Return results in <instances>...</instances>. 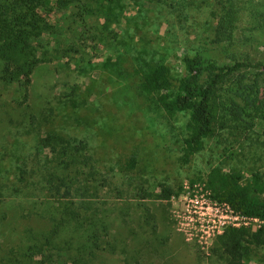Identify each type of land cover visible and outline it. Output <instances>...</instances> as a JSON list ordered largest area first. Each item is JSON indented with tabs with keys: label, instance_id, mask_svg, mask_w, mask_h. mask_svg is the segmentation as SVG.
<instances>
[{
	"label": "trees",
	"instance_id": "16d2710c",
	"mask_svg": "<svg viewBox=\"0 0 264 264\" xmlns=\"http://www.w3.org/2000/svg\"><path fill=\"white\" fill-rule=\"evenodd\" d=\"M92 1L0 0V83L20 85L28 102L33 75L48 62L50 50L69 59L80 52L81 35L74 26H87V17L94 11ZM225 2L219 14L213 13L212 46L183 55L180 74L167 63L150 60L140 66L129 62L122 72L137 83L149 111L188 115L187 134L178 154L180 165H189L203 151L219 123L245 132L264 123V61L236 57L237 49L248 41L241 35L248 0ZM52 15L68 20L67 29L59 20L52 22ZM66 37L72 40L68 44ZM78 98L77 92L69 96L68 111L83 115L73 116L81 129V124L89 126L100 113L92 115L90 107L80 108ZM105 102L106 118L124 119L114 101ZM59 115L54 107L31 113L29 125L16 137L21 153L0 150V200L3 196L24 198L34 202L35 208L39 202L45 222L42 230H29L26 245L10 248L1 264H97L104 252L116 253L119 240L109 239L113 224L100 201L103 190L115 185L113 180L133 188L116 185L121 198L126 193L125 199L142 209L153 235L159 233V223L148 200L168 201L180 195L181 187L168 181L157 182V190H151L149 180L141 175L143 161L131 135L121 141L113 132L103 133L106 141L94 148L88 137L60 130ZM27 143L31 154L22 157ZM122 150L126 155L119 160ZM190 182L200 183L211 200L262 222L256 230L250 225L228 226L217 235L209 253L199 251L202 257L222 264H247L253 257L264 262V173L254 170L247 177L240 170L224 171L219 164ZM119 214L127 222L123 212Z\"/></svg>",
	"mask_w": 264,
	"mask_h": 264
},
{
	"label": "rangeland",
	"instance_id": "374dc122",
	"mask_svg": "<svg viewBox=\"0 0 264 264\" xmlns=\"http://www.w3.org/2000/svg\"><path fill=\"white\" fill-rule=\"evenodd\" d=\"M92 4L94 11L87 17V26L82 23L74 26L81 35L80 52L69 59L50 50L48 62L33 75L28 102L24 101L20 85L0 83V150L20 154L16 137L29 125L30 114L51 107L60 114L57 117L60 130L88 137L94 148L106 141V133L113 132L121 141L131 135L143 161L141 175L149 180L151 190H157V182L168 181L173 187H181L180 195L168 201L148 200L159 223V233L153 235L137 203L125 199L126 193L123 198L118 195L116 185L128 189L127 183L113 180L115 185L103 190L100 201L104 214L110 218L108 222L113 224L109 239L119 240V249L116 253L104 252L97 264H222L215 258L202 257L199 251L209 253L219 231L233 220L221 210H209L206 216L212 220L211 225L203 226L194 210L203 211L202 202L211 199L200 183L192 185L190 181L206 175L213 165L219 164L224 171L240 170L247 177L254 170L264 173V123L249 132L219 123L216 134L206 141L203 151L189 165H180L178 154L182 137L187 134L184 126L188 115L149 111L139 96L137 83L122 76V72L129 62L140 66L144 60H150L167 63L174 73L180 74L183 55L212 46L216 21L213 13L219 14L226 2L99 0ZM247 7L241 35L248 41L237 49L236 57L264 61V0H248ZM51 20H59L57 23L67 29L68 20L56 15ZM68 37L66 44L72 41ZM73 92L78 93L83 105L80 108L90 107L92 115L95 111L100 113L89 126L81 124V129L75 126L73 116L83 115L77 110L68 111L69 96ZM104 99V105L114 101L125 120L118 117L117 124L106 118L102 111ZM25 146L27 152L22 157L31 154L27 149L31 145ZM125 155L126 150L119 151V160ZM37 207L24 198H1L0 261L10 248L27 244L30 229H43L45 222L39 202ZM121 211L127 222L118 217ZM251 226L256 230L261 222L254 221ZM247 264L264 262L253 257Z\"/></svg>",
	"mask_w": 264,
	"mask_h": 264
},
{
	"label": "built area",
	"instance_id": "2783aa9c",
	"mask_svg": "<svg viewBox=\"0 0 264 264\" xmlns=\"http://www.w3.org/2000/svg\"><path fill=\"white\" fill-rule=\"evenodd\" d=\"M201 210H203V211L194 210V212H195V216L198 218L199 222L203 226H205V225L210 226L211 225L212 220L206 216L207 213L210 214V212H208L209 210L210 211L216 210V212H220V210H221V211L225 212L227 218H229L230 220H233V221H231L230 224H227L225 228H227L228 226H235V227H239L241 225H247V226L250 225L251 226V223H253L254 221L255 222L259 221L258 219H248L245 216H242L238 213H235L229 206L224 205V204H220V203L213 201V200H210V202L209 201L202 202ZM259 222H261V221H259ZM261 224H262V222H261ZM213 226L214 225H212V227ZM222 231H219V234Z\"/></svg>",
	"mask_w": 264,
	"mask_h": 264
}]
</instances>
